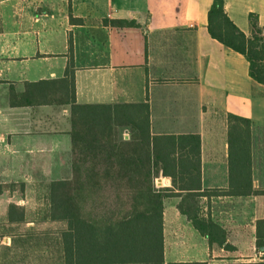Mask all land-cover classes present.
<instances>
[{
    "label": "crops",
    "instance_id": "1",
    "mask_svg": "<svg viewBox=\"0 0 264 264\" xmlns=\"http://www.w3.org/2000/svg\"><path fill=\"white\" fill-rule=\"evenodd\" d=\"M212 1L0 0V264H8L15 238L59 223L46 216V195L52 182L71 176V72L76 104L147 102L152 136L198 135L201 191L228 188L227 115L250 120L259 193L201 198V215L222 229L221 247L209 246L179 213V197L165 199L163 256L165 264L264 263L256 248L264 87L250 78L244 56L208 34ZM224 8L246 36L255 15L264 35V0H224ZM70 16L82 22L71 24ZM156 180L157 188L172 187L169 178Z\"/></svg>",
    "mask_w": 264,
    "mask_h": 264
},
{
    "label": "trees",
    "instance_id": "2",
    "mask_svg": "<svg viewBox=\"0 0 264 264\" xmlns=\"http://www.w3.org/2000/svg\"><path fill=\"white\" fill-rule=\"evenodd\" d=\"M248 20L246 36L227 16L224 0H213L207 31L244 56L250 78L264 87V35L255 15L249 14ZM69 21L82 22L72 16ZM104 24L135 25L126 20ZM70 78L71 176L52 182L46 195L48 220L65 225L58 236L61 264H165L163 211L170 197L180 198L177 210L209 246L221 247L222 229L201 215L200 201L259 193L252 187L250 120L227 115L228 188L201 191L198 135L152 136L147 102L76 104L72 72ZM160 176L169 178L172 187L157 188ZM256 248L264 252V220L256 222Z\"/></svg>",
    "mask_w": 264,
    "mask_h": 264
},
{
    "label": "rangeland",
    "instance_id": "3",
    "mask_svg": "<svg viewBox=\"0 0 264 264\" xmlns=\"http://www.w3.org/2000/svg\"><path fill=\"white\" fill-rule=\"evenodd\" d=\"M121 132L123 133V131ZM125 134L128 135L126 131L123 135ZM42 228V232H45L43 235L31 236L25 241L15 238L14 251L7 254L8 264H61L58 236L65 225L63 223H49ZM0 253L5 254L3 249L0 250Z\"/></svg>",
    "mask_w": 264,
    "mask_h": 264
}]
</instances>
